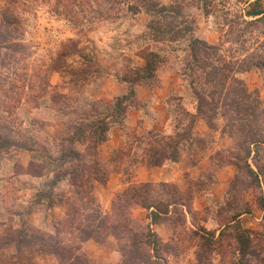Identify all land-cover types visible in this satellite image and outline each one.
<instances>
[{
    "label": "rangeland",
    "instance_id": "374dc122",
    "mask_svg": "<svg viewBox=\"0 0 264 264\" xmlns=\"http://www.w3.org/2000/svg\"><path fill=\"white\" fill-rule=\"evenodd\" d=\"M253 9L264 0H0V246L17 245L0 264H264V67L241 69L264 59ZM148 61L174 93V135L147 136L150 161L180 148L201 166L179 192L135 184L104 207L96 142L134 104L133 84L157 85ZM106 79L127 94L110 97ZM170 192L182 206L157 223L127 212L134 197ZM57 238L72 251L61 261Z\"/></svg>",
    "mask_w": 264,
    "mask_h": 264
},
{
    "label": "crops",
    "instance_id": "0c3cea01",
    "mask_svg": "<svg viewBox=\"0 0 264 264\" xmlns=\"http://www.w3.org/2000/svg\"><path fill=\"white\" fill-rule=\"evenodd\" d=\"M157 78L159 81L152 88L140 83L134 86V104L126 106L122 122L109 124L106 139L98 146L104 167L109 166L106 183L96 181L94 188L96 199L104 207L130 185L165 183L181 189L187 181L197 179L195 171L201 166V161L186 165L180 148L176 160L166 159L158 165L149 162L145 151L147 136L151 133L156 138L174 135L169 104V98L174 93L172 89L164 88L159 74ZM102 84L103 90L112 98L127 94L128 88L123 83L106 79ZM218 181L215 179L213 185H217ZM201 194L203 191L195 194V199ZM135 208L133 211L150 212L141 206Z\"/></svg>",
    "mask_w": 264,
    "mask_h": 264
},
{
    "label": "trees",
    "instance_id": "16d2710c",
    "mask_svg": "<svg viewBox=\"0 0 264 264\" xmlns=\"http://www.w3.org/2000/svg\"><path fill=\"white\" fill-rule=\"evenodd\" d=\"M131 8L138 10V7H136V6H132ZM154 11L156 13H158L159 15H161V16L167 15L169 13L168 14L169 15L168 17L174 16V14H178V13H176L174 11L173 7H170V6H159ZM181 15H183V11H181ZM246 16L253 17V18L258 17L254 21H251V22H253V23L259 22L260 20H264V9H256V10L253 9L252 11H248L246 13ZM186 30L189 31L190 28L186 27ZM193 43L196 44L199 47L200 46L201 47L204 46V48L206 49V47H205L206 44L203 45L202 42L200 40H198V39H193L192 44ZM207 48L210 49V50L214 49L213 46H207ZM199 50H202V48H199ZM196 59H198V57ZM252 66L264 67V59L263 60L256 61L255 63H252L251 66H249V65L244 66L241 69L242 70H245V71H248L249 69H251ZM147 69L148 70L150 69V73L151 74H149V75H151V78L152 77H156L155 67H153L151 69V62H149V61H148V64H147ZM155 80L156 79L154 78V81ZM136 84H133V87ZM131 92H132V96H134L135 95V90L132 89ZM122 112L125 113V109ZM108 127H109V125H106V127H104L105 129L102 131L101 137H99V140L96 142V149H95V153H94V158H95L96 166L102 171L103 174H105V175H102V179L100 178V180H101L102 183H106V181L108 179L109 172H108V170H106V168H105L106 166L104 167V164L102 163V160L99 157L97 148L99 146L98 144L101 143V142H103L106 139V132L108 130ZM175 149H177V145H176ZM251 154H252V150L250 149L249 150V157L251 156ZM176 158L177 157H174L173 155H170L169 157H164L163 160L162 159L161 160L159 159V160L150 161V158H149V162H150L151 165H158L159 163L163 162L166 159L176 160ZM249 170H250L251 174L254 175V177L256 178V180L258 181V183H260L261 181L259 179L258 174L253 169H251L250 166H249ZM70 175L71 176L73 175V171L70 173ZM105 176H107V177H105ZM141 185H143V184H141ZM145 185L147 186L148 184H145ZM178 190L179 189L177 187H175L174 192L175 193L176 192H179ZM175 193H173V192L171 193L170 192L171 199L164 200L163 198H161L160 202H152V201H149V200L146 202L145 201L146 199H143L140 196L134 197V199L126 207L127 212H130L134 207L141 206V207H143V208H145V209H147V210L150 211L149 217L151 219V222L152 223H157L158 218H161L162 216L167 215L169 213V208L170 207L182 206V202H179L176 199ZM188 210H190V208H188ZM241 215H242V213L240 214L239 212L238 213H235L234 215L232 214V217H231V220L230 221H232V222L233 221H236L237 222L238 218L241 217ZM134 225H135L134 222L131 219H129V227H130V229L132 231L135 232L136 227ZM150 233H151V231H150ZM135 234H136V232H135ZM151 236L154 237V238H157V234L154 233V232L151 234ZM91 237H93V236H91ZM241 240L243 241V239H241ZM244 240H245V238H244ZM54 241H55V244L49 245V247L53 245L52 247H50V249L52 248L51 249L52 251L50 250L49 252L53 256L54 259H57L58 261H61L60 260L61 258H60L59 255H62L63 256L67 252H72V251L69 248H67V247L61 246V241L58 238L56 240H54ZM12 244H14L15 246H17L16 243H9V244L8 243L7 244L5 243V245L3 244V245L0 246V249L2 247L4 248L5 246L8 247L9 245H12ZM40 246L43 247V248H45L47 246V244L46 243L45 244L42 243ZM75 253H77V252H75ZM75 253L73 252V254H75ZM77 255H78V253H77ZM77 255L75 254L76 257H78V258H80L82 260V257H80V255L79 256H77ZM59 263H61V262H59Z\"/></svg>",
    "mask_w": 264,
    "mask_h": 264
}]
</instances>
